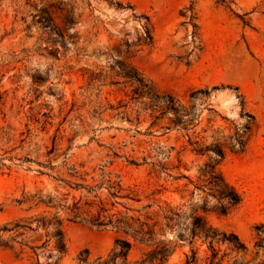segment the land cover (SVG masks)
Segmentation results:
<instances>
[{
  "label": "rangeland",
  "instance_id": "rangeland-1",
  "mask_svg": "<svg viewBox=\"0 0 264 264\" xmlns=\"http://www.w3.org/2000/svg\"><path fill=\"white\" fill-rule=\"evenodd\" d=\"M121 61L182 105L208 90L196 96L192 128L168 129L169 116L156 121L149 98L132 104V88L116 76ZM250 116L249 139L234 153L228 138L244 133ZM189 140L225 145L218 170L240 197L227 216L198 214L251 245L255 226L264 224V0H0V264H54V242L35 221L54 215L66 246L58 264H79L84 250L89 264L105 260L117 239L132 245L129 264L153 249L111 226L35 207L39 194L70 193L69 203L80 197L48 177L66 178L71 167L90 186L110 174L121 195L140 200L118 199L110 214L144 220L153 201L179 211L158 237L171 249L166 264H186L193 250L202 264L206 246L179 238L188 235L198 200L190 181L209 159L191 152ZM102 197L108 207L115 201L105 190Z\"/></svg>",
  "mask_w": 264,
  "mask_h": 264
},
{
  "label": "trees",
  "instance_id": "trees-1",
  "mask_svg": "<svg viewBox=\"0 0 264 264\" xmlns=\"http://www.w3.org/2000/svg\"><path fill=\"white\" fill-rule=\"evenodd\" d=\"M112 1V0H110ZM119 6V3H116ZM142 17L149 22L148 17L142 15ZM72 21L67 20L66 26L71 27ZM148 44L152 42V37L147 30ZM119 71L116 76L123 81L122 85L132 88L131 103H138L144 98H149L153 107H150L153 111L158 113L155 120H162L168 117V129L173 128L176 130H182L188 132L195 120L194 103L196 96L201 94L202 96H208V90H199L192 92L189 97L190 106L182 105L171 95H159L151 83L138 73V71L126 61H121L118 64ZM98 78L101 75L97 76ZM95 75L91 74V81L95 80ZM119 83H113L112 85H118ZM142 104V103H141ZM144 105V104H143ZM144 105V110H147ZM251 123L246 125L244 133L236 131L233 136L228 138V148L234 153H240L243 151L254 126V119L250 116ZM247 133V135H246ZM191 152L200 156H208V162L199 169V176L196 183L190 181L193 186L190 196L194 194L198 197V200L192 209V213L189 216V233L185 237L180 234L181 240L189 241L190 245H193L196 241H200L201 244L206 246V254L202 264H264V224L255 226L254 239L251 245L245 244L238 235L233 232L219 230L210 225L207 220L198 214H215L217 216H227L233 209H235L240 203V197L232 186H230L223 178L218 170L220 162L225 155V145L214 141L208 146H200L197 142H191ZM46 168L53 170L51 165H47ZM68 177L63 178L59 173L55 176L48 175L54 182L63 185V188H69L74 192H81L78 199L72 197L69 203L68 194H62L61 196L49 197L43 194L36 195L34 197L35 207H44L46 209L61 211L66 214L68 221L72 223H83L95 228H105L108 226L113 227L124 235L130 237L133 241L153 247L149 252L145 253L140 261H136L133 264H166L171 249L160 242L158 237L161 236L165 230L172 228V223L180 217L179 211L170 207L162 208L156 205L153 201L144 207V210L149 211L145 215V219L134 218L130 216H121L120 213L110 212L116 208L119 203L118 199H129L134 202H140L139 199L129 198L131 195L123 196L121 193L124 191L121 181H112L110 174L101 179V183L95 186H90L87 181L78 175L77 170L74 167L68 169ZM161 170L167 171L165 165H161ZM40 175H43L40 173ZM171 177V175H167ZM184 178L183 176H180ZM180 177H172L177 181ZM105 190L107 197L114 199L115 201L108 207V200L102 197V191ZM161 191H155L151 196L159 194ZM132 194V193H131ZM157 207V211L154 207ZM37 228L47 230V237L54 242V250L58 255L54 264L62 259L66 253V246L64 242V236L62 232V220L58 216L54 215L52 218L41 217L35 220ZM15 229H23L26 226L15 225ZM5 230V229H4ZM50 241V240H49ZM131 243L124 239H117L114 243V248L108 255L107 259L102 260L97 258L93 264H117L120 260L122 264H129L127 259L131 250ZM37 255V254H36ZM89 253L84 250L78 258L79 264H89ZM197 251H192V257L187 259L186 264H196Z\"/></svg>",
  "mask_w": 264,
  "mask_h": 264
},
{
  "label": "crops",
  "instance_id": "crops-1",
  "mask_svg": "<svg viewBox=\"0 0 264 264\" xmlns=\"http://www.w3.org/2000/svg\"><path fill=\"white\" fill-rule=\"evenodd\" d=\"M121 1H128V2H131V3L135 2V0H121Z\"/></svg>",
  "mask_w": 264,
  "mask_h": 264
}]
</instances>
